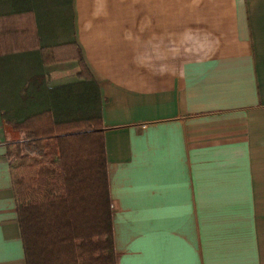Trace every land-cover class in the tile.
<instances>
[{
	"label": "crops",
	"instance_id": "1",
	"mask_svg": "<svg viewBox=\"0 0 264 264\" xmlns=\"http://www.w3.org/2000/svg\"><path fill=\"white\" fill-rule=\"evenodd\" d=\"M52 1L70 33L41 44L75 42L97 84L116 264H264V0ZM73 60L0 56V264H26L4 120L73 114Z\"/></svg>",
	"mask_w": 264,
	"mask_h": 264
},
{
	"label": "trees",
	"instance_id": "2",
	"mask_svg": "<svg viewBox=\"0 0 264 264\" xmlns=\"http://www.w3.org/2000/svg\"><path fill=\"white\" fill-rule=\"evenodd\" d=\"M35 5L32 0H0V56L39 49L45 63L75 58L78 75L91 82L93 92L81 114H58L49 100L46 106H24L22 117L4 120L25 261L116 264L97 84L75 42L41 44L39 30L59 25L48 13L40 20ZM16 97L10 103L19 110Z\"/></svg>",
	"mask_w": 264,
	"mask_h": 264
},
{
	"label": "rangeland",
	"instance_id": "3",
	"mask_svg": "<svg viewBox=\"0 0 264 264\" xmlns=\"http://www.w3.org/2000/svg\"><path fill=\"white\" fill-rule=\"evenodd\" d=\"M34 2H36L37 5V13L39 14L38 16L41 18H44V16L42 15L43 13H48L49 16L51 17L50 12L53 11H59V7H57V5L50 1L49 2L52 4H47L45 1L46 0H32ZM35 5V6H36ZM64 7L63 5H61V8ZM48 10V11H47ZM63 13H66V9L63 8L60 10ZM61 17H63V20L60 22L61 24L59 25V39H65L69 33H70V29H71V23H70V19L67 18V14H63ZM51 19V18H50ZM47 24V23H46ZM72 64H77L76 60L71 61ZM84 83V84H83ZM76 90H78L80 87L82 89V92H78L76 93V98H75V106H76V110H77V114H81L84 113V108L82 107L83 102L86 103V101H84L87 98V94L93 92V86L91 84V82L87 79L82 80H76ZM83 85V86H82ZM0 99L1 102H4V96L0 94ZM83 99V100H82ZM43 103V104H42ZM41 104L37 105V106H42V105H48L50 104L49 101H43ZM96 103V101H95ZM97 104V103H96ZM53 105V104H52ZM37 108V107H36Z\"/></svg>",
	"mask_w": 264,
	"mask_h": 264
}]
</instances>
